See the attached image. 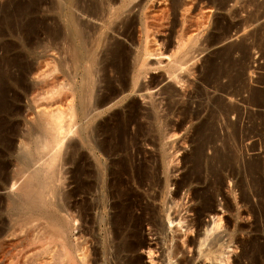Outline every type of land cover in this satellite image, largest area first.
<instances>
[{"label": "rangeland", "instance_id": "1", "mask_svg": "<svg viewBox=\"0 0 264 264\" xmlns=\"http://www.w3.org/2000/svg\"><path fill=\"white\" fill-rule=\"evenodd\" d=\"M170 1L161 0V2L157 4V7H155H165V9H167L169 12L167 14H170L168 16V23L171 22V16H173L170 9ZM183 1L190 3V8L192 9H190V14L192 13V17H199V14L203 11L206 17L203 24L204 26H202L203 28L198 29L200 32L198 31L199 37L195 44V49L197 50L194 53L195 58L189 61V72L188 70L182 72L183 74L181 75H183L182 77L184 80L181 81L182 84H179L181 82L178 84L173 83L172 80L170 84L173 83L174 85L172 86L178 91H174V94L177 92V96L175 95L174 98L178 101V104H187L191 110H198L200 114L198 117L187 119L186 121L180 118L181 116L179 114V116L176 115L177 113H173L172 116L169 114V119L166 117L168 119L166 123L170 122L167 124L170 127L168 128L167 126L170 131L166 128V125L163 126L166 128L167 134H170V136H166L168 138L161 140L157 136L160 134L156 131H147L145 135H151V141L147 138L148 141L145 140V142L142 140H136V143L128 142L127 145H133L131 147L127 146L126 150L127 152L131 151L133 153L130 152L132 154V162L135 160L138 161L137 158L139 159L142 155L146 154L145 158L148 157L147 165H149V168L154 173L152 174L157 184L160 183L157 186L160 187L162 185V188L160 187L161 191L163 190L162 193L159 192L160 190L157 186L150 188V190L152 189L150 193L155 195L153 196L154 198L152 196L151 198L149 197L150 193H144L143 191V187L146 188L145 185L140 189V187L136 188V186L131 183L133 191L135 190L136 193L140 195L144 193L142 194L143 204L149 206V208L154 211L156 218L160 219V223L158 221L159 219L157 220L160 226L157 223L155 227L160 228L161 231L159 232L158 230L160 229L157 228L158 233L157 231L156 234H154L153 231L150 232L149 229L151 228V224L142 221L139 227L142 233L141 238L145 240V244L142 247L117 250L116 247L119 241L127 238H125V230L117 235L111 231L110 224L113 219L112 212L115 213L112 201L115 197L106 201V207L105 209L103 208L102 213L101 207L94 208L93 210L90 209L88 216L85 215V218L81 210L82 194L78 193V125L82 123H78L77 116V119L75 118L74 120L73 118L71 132L67 134L64 141V147L66 144L67 147L62 148L64 154L63 152L61 154L65 156H63L61 161H58L59 166L57 165V174L60 179L58 178L59 181H55L58 185L55 184L54 186V184H52L54 189L56 188L52 201L56 198L53 202L57 207L52 204L53 206L49 208L48 211L46 210V212L42 210L38 211V209L33 207L27 211L11 207L7 204L6 200V196L11 195L9 187H6L8 189L0 188V220H2V222L5 220L3 222L4 224L12 221L11 218H19V215L20 218L24 215L30 216V219L34 218L32 220L33 222H36L35 218L37 217V219H39L37 222L48 219V221L52 222L55 217L60 218V216L63 219H68V221H70V228L67 236L75 246H78V241L81 239L82 244L85 241V245L83 246L86 247L88 256H90L89 259L93 257L90 259L92 260V264H221V262H219L221 258H224V264H264V108H257L247 102L244 104L246 101L245 99L248 98L249 89L264 88V0H222L223 2L220 0L209 2L208 0ZM18 3L29 4L30 9H28V14H22L17 17L14 16V25H12L14 27L12 28L15 32H9L6 29L3 34L0 33V137H3L0 139V172H2L0 173V186L3 185V182L7 178H10V175L16 177L20 176L21 178H18L21 180L23 178L22 176L26 174L27 161L30 158L35 159L38 156L35 150H32L31 155L26 154L24 152L25 150H21V152L19 149V141H26L30 146L32 145V147L35 148L34 142L39 140L40 136L44 134L43 129L38 127L32 121V118L35 115L38 103V101H36L37 103H35V100L33 101V97L38 96L40 93L41 95H45L44 92L46 88H41V85L43 86L46 79L47 82L50 80L56 81L53 87L47 88V95L57 96L58 93V95L61 96H68L66 102L78 99V68L75 69L73 58H71L73 57L72 48L74 49L75 42L77 43L78 39L74 35V31L72 32L73 26L69 20V16L72 13L77 18L78 22V5L75 7L69 5V7H65L67 6L65 2L62 4L61 2H57V0H36V2L30 0H0V12H2L4 8L12 9ZM193 14H195V16ZM196 14L198 16H196ZM24 17L26 19H24ZM27 17L36 18L38 21L35 24L34 33L28 37L29 40H27V38L23 40V34H21L19 29H21L23 21L25 22V20H27ZM167 26H169V28L166 27V33H160L161 35L159 34V37L157 36L156 39H162L163 48L168 47L166 52H169V50L173 49V44H175L172 42L175 38L171 39L175 36V30L171 28L173 27L176 29L177 26H173L172 23L167 24ZM57 28L59 32L57 31L55 33ZM66 29L70 30V32ZM237 29L238 31L236 32ZM224 30L227 31L226 34ZM68 33L70 34L69 36ZM202 39L206 40V44L203 42L201 46L200 41H203ZM23 41L25 45L28 43L29 46V48L28 46L23 47L25 49V55H28V59L32 62L34 61L33 64L37 62L41 65L43 64L41 69L45 70V75L42 78V81H44L42 83H33L25 76L21 77L19 69L11 64V56L15 51L22 50L21 45L24 44ZM204 44L206 46H204ZM58 61H63L64 70L62 71L61 68H59L50 71V67L58 63ZM206 73L208 77H210L207 79L208 81L201 80ZM165 79L163 81L164 84L169 81V79ZM160 85H162V83ZM162 86L153 88V93H158L159 88ZM73 88L75 93L71 94ZM224 88L227 92H225L226 90ZM131 96L136 98L138 104H136V107L142 109L143 102L137 97V94H132ZM158 96L161 97L162 95L158 94L156 96L159 100ZM224 105L226 107L227 105H236L235 107L240 109V117H238L235 112L224 113V109H222L225 107ZM211 110L213 111L211 112ZM107 113L108 112L97 115L89 121L86 124L85 133L87 135H96L97 133L95 134L93 129L95 125L100 123L101 127L96 138L101 139L103 135L107 134L108 127L113 126L110 122L111 119L108 118L109 113ZM141 119L142 117L139 118L138 121L145 126L146 120ZM203 120H206L207 124L211 121L210 124H208L210 127L208 126L209 128L207 129H201L195 132V125L197 126ZM234 121L236 122V130L238 128L236 138L235 136L229 138L227 136L230 135L233 126L232 123ZM83 122H85V120H83ZM133 131L134 126L130 125L128 128V135H135ZM239 134L240 136H238ZM206 135L212 136L207 137ZM128 148H133V150H128ZM139 148L142 149L140 150ZM137 150L140 153L137 152ZM216 150L218 151L216 152ZM87 155V162L90 161L89 163H91V155L89 153H87ZM256 158L257 164L259 165L254 173H252L253 176L250 173L253 171L246 168V164L247 161L248 163H252ZM12 159H14L16 163ZM107 159L105 165H103L105 167V177L107 176L106 170L113 169L112 167H114V165L109 163L111 158ZM21 164H23L22 168L18 170L17 167L20 168ZM17 170L19 173H17ZM257 176L260 177V182ZM165 179L169 180L166 181ZM186 179L190 180V182H187ZM251 181H254L253 183L256 185L258 184L256 189V185L251 184ZM163 183H166L168 188L165 187L166 185H163ZM4 184L7 186V183L4 182ZM253 185L255 186L253 187ZM243 189H246L249 196L248 202L246 201L247 203L242 201L241 196L243 191H245ZM256 190L258 191L255 193ZM163 192H166V194H163ZM90 194V192L84 194L87 201H90V198H92V196H89ZM157 195L158 197H156ZM163 195L164 198L166 196L165 199L168 202L167 207L170 206L169 203L172 200L171 203L175 200L173 204L170 203L171 206L174 205L172 207L170 206V209L166 207V204H163L167 203L162 201L164 198L162 199L161 196ZM207 197H210L208 201L210 204L214 205L215 210L201 212L199 219H197V215L195 216L197 212L195 213V211L199 208L204 209V202ZM159 200H161L162 203ZM176 201L177 204H175ZM160 203L161 206L159 205ZM162 205L166 208L164 209ZM58 207L61 211L57 210ZM167 210L169 213H167ZM33 211H35V213ZM27 212H30L29 215ZM80 212L83 215H81ZM133 212L139 214L140 211L135 209ZM166 213L168 215L170 214L169 218L171 217L170 219L171 221L173 220V224L168 223ZM213 215L221 216V227L211 234L206 242L199 247L198 240L200 241L201 236H203L201 233L205 226L212 225L210 221ZM82 217H84V219H82ZM99 217H101V220ZM182 217L183 219L181 222H177L180 221L179 219ZM109 218L110 220H108ZM195 220L197 225L195 224ZM187 222L188 224H186ZM40 246V242L27 243L24 241L18 246H10L9 248L8 241L6 242V240L2 239L0 240V247H3L7 251L5 254L7 257H5V261L3 260L2 264H24L22 259H24L30 251H36V249L39 251V249H41ZM56 246L58 247V245ZM56 246L51 245V254L52 252L53 254L59 252V248L57 249ZM148 246L152 249L151 255L147 252L149 249ZM64 264L67 263L64 262Z\"/></svg>", "mask_w": 264, "mask_h": 264}, {"label": "bare ground", "instance_id": "2", "mask_svg": "<svg viewBox=\"0 0 264 264\" xmlns=\"http://www.w3.org/2000/svg\"><path fill=\"white\" fill-rule=\"evenodd\" d=\"M30 1L36 2V0H30ZM209 1H214V0H208V2ZM220 1L223 2L222 0ZM57 2H61L62 4L65 2L67 4V6L65 7H69V6L75 7L78 5V22H77V18L72 13L69 16V20L71 21L72 26H73L72 32L74 31V35L78 39L77 43L75 42L74 49L72 48L73 57H71L73 58V64L75 66V69L78 68V92H77L78 99L77 100L71 99L73 101L66 102L68 96L67 97H65L64 95L61 96V95H58V93H57V96H50L46 94L47 88L53 87L56 81L54 82L53 80L52 81L50 80L47 82V79H46V82L42 81L43 80L42 78L45 75V70L41 69L43 64L41 65L39 62H37L36 64L35 63L33 64L34 61L32 62L31 60L28 59V55H25V49L23 48V47H27L28 43L25 45V42L23 41L24 44L21 45L22 50L15 51L13 55L11 56L12 59L10 60H11V64L13 66H16V68L19 69L21 77L25 76L29 78L31 82L33 83L44 82L43 86L41 85V88L43 89L46 88L44 93L47 96H45L44 94L43 96L40 93L38 95L39 97L38 96L33 97V101L35 100V103H37L36 101H38V103L36 106L37 109L35 111V115L32 118V121L38 127L43 129L44 134L40 136L39 140L36 139L37 141L34 142L35 148H33L32 145L30 146L26 141H22V140L19 141L20 151L25 150L24 152L26 154L31 155L32 150H35L38 156L36 158L34 157L35 159L30 158L28 161L26 160L27 161L26 174L22 176L23 178L21 180H19L18 177L20 176L18 175H17L18 177L14 175L12 176L10 175V178H7L4 181L5 183H7V186H5L3 182V185H1L0 188L5 189L6 187H9L11 191V195H7L6 200H7V204L11 207L20 208L26 211L30 209L31 207H33V208L38 209V211L42 210L44 212H46V210L48 211V209L51 208L53 205L57 207V205L53 202L56 198L52 201L55 195V191H56V188L54 189V186L55 184L58 185L57 183H55V181L56 180L59 181L58 180L59 177L57 174L58 172L57 165H58V161H61L63 159V156H65L63 155L64 151H62V148L67 147V144L64 147V141H65L67 134L71 132L73 118L75 120L77 116L78 123L79 122L82 123L78 125V139H79L78 193L82 194V196L80 195L81 196V210L84 216L85 215L88 216L90 209L93 210L94 208L101 207V213H102L103 208L105 209L106 207L105 206L106 201H108V199L110 200L111 198L115 197V199L112 201L114 208H115V213L112 212L113 216L111 214V216L113 217L112 222L110 224L111 231L115 235H117L125 230V238H127L123 240L121 239L120 240L121 242L119 241V244L116 247L117 250L118 249L124 250V249H130V248L132 249L134 247H142L145 244V240L141 238L142 233L139 227L140 223L142 221H146V223L151 224V228L150 229L148 228V229L150 232L153 231L154 234H156L158 227H155V225L158 223L157 220L159 219V218L158 219L156 218L154 211L151 208H149V206L143 204L144 201H142V194L150 193L152 191V189L150 190V188L155 187L159 185L160 183L157 184V181L154 179V175H153L154 173L149 168V165H147L148 157L145 158L146 154L145 155L141 154L142 156L141 157L139 156L140 157L139 159L137 158L138 161L135 160L134 161L135 163L132 162L131 155L133 153L130 151L132 153L131 154L130 152L126 151L127 146L130 145V144L129 145L127 144L128 142L136 143V140L138 141L142 140L145 142L147 138H149L148 140L151 141L152 140L151 135H145V134L147 133V131L151 132L152 130L160 134L157 136L161 140L168 138L166 136L167 135L170 136V134L169 133L167 134L166 128L168 126L167 124H169L170 122L166 123V121L169 119L168 117L169 114H171L170 116H172L173 113L175 114L177 113L176 115L179 114L181 116L180 118H182L185 121L187 119L196 118L200 114L198 110L196 111L191 110L187 104H182V103L180 105L178 104V101H176L174 98V96L176 95L178 91L175 90L172 85H174L173 83L178 84L179 82L184 81L182 77L183 75L181 74H183L182 72L187 71L189 69L188 68L189 61L195 58L194 53L197 50L195 49V44L197 43L196 41L199 37L198 29H201L203 28L202 26H204L203 24H204L205 17H206L205 13L203 11L199 14V17H196V18L192 17L191 15L192 13L190 14V9H191L190 3H186L183 0H171L170 9L173 13V16H171L172 20H170L171 21L170 23H172L173 26H177V28L175 29L171 26L172 27L171 29L175 30L174 31L175 33L173 32L175 36L171 38V39H174V38L175 39L174 41L172 40L171 41L175 44H173L174 47L172 46L173 49L169 50V52H166V50H168L167 49L168 47L163 48V41H161L162 39H156L157 36L159 37L160 33L163 34L165 32L166 27L169 28L170 26V25L167 26V24H170L168 23L169 22L168 16L170 14L169 15L167 14L169 13L167 9H165V7L155 8L157 7V4L161 2V0H59V1L57 0ZM28 9H30L29 4H24V3H18L12 9H7V8L2 9V12H0V33L3 34L4 30L6 29L9 32H12V33L13 31L15 32V30H13L12 28L14 27L12 26L14 25L13 24L14 16L17 17L19 15L21 16L22 14H28L29 12ZM193 15L195 16V14ZM196 16L198 15L196 14ZM24 19L26 18L24 17ZM37 21L38 20L36 18L33 19L31 17L30 18L27 17V20H25V22L23 21V24L21 25V29H19L21 34H23V37H24L23 40L26 38L27 40H29L28 37L31 36L32 33H34L35 24ZM238 29L236 30V32L238 31ZM57 31H58V28L57 30H55V33ZM67 31L70 32V30H67ZM224 31H225L224 33L226 34L227 31L226 30ZM69 35L70 34L68 33V36ZM205 41L206 40L200 41V45L202 46L203 42L206 44ZM205 44L204 46H206ZM5 46H6V43H5ZM57 57L60 58L59 56ZM50 68H51V70L49 69L50 71L52 70L54 71L59 68H61V70L63 71L64 63L63 61H58V63L53 64ZM165 78L167 80L169 79V81L166 84H164L163 82ZM209 78L210 77H208V74L206 73L203 75L201 80L206 81ZM171 80L173 81L172 84H170ZM161 83L163 86L160 85ZM179 84H182V82ZM157 86L158 87L162 86V87L159 88L158 93L156 92L153 93L152 89ZM55 89L57 90V88ZM174 91H177V92H175L174 94ZM225 92H227V90ZM74 93L75 92L73 88L71 94H74ZM132 94H137V97L141 99V101L143 102L142 109H138L136 107L137 101L135 97L131 96ZM158 94L162 95L161 97L158 96L159 100L156 97ZM245 100H244L245 101L244 104L247 102L248 104L254 105L257 108H264V88L263 89H255V88L249 89L248 98ZM235 106L236 105L234 106L227 105V107L225 106L224 108L222 107L221 108L224 109V113H231V112L234 113L235 112L236 115L240 117V109ZM212 111L213 110H211V112ZM105 112L109 113L108 118L111 119L110 122L113 124L112 127L111 126L108 127L107 134L103 135L101 139L96 138V135L98 134V131L100 130V127H101V124L98 123L97 125L94 126V129H93V132L97 134L87 135L85 133L86 124L89 121H91L94 117H96L97 115H100ZM141 117H142L141 120H146L145 126L144 124L138 121L139 118ZM83 120H85V122H83ZM206 120L201 121V123L198 124L197 126L195 125V129H196L195 132L201 129H207L210 127L208 124H210L211 121L208 122L207 124ZM232 124L233 126L231 129L230 135H228L227 137L230 138L232 136L233 137L235 136L236 138V133H237L238 128L236 130L235 121ZM130 125L134 126L133 132L135 135H128V128L130 127ZM164 125H166V128L163 127ZM168 128L170 127L168 126ZM206 136L209 137L212 135H206ZM238 136H240V134ZM2 138L3 137H0V139ZM132 145L133 144H131V146ZM68 147H69V144H68ZM130 149L131 148H128V150ZM131 150H133V148ZM138 150L137 152H139ZM196 151H199V150H196ZM217 151L218 150H216V152ZM62 152L63 154H61ZM87 153L91 155V158H92L91 163H89L90 161L87 162L88 161ZM90 155H89V159H90ZM105 155H106V158H105ZM111 156H114V157H111ZM107 158L109 159L111 158L109 163L114 165V167H112L113 169L106 170L107 176L105 177L104 176L105 167L103 165H105V161L108 160ZM14 159L12 160L15 162ZM22 165L23 164H21L20 168L17 167V169L21 170ZM258 165L259 164H257V158H256L252 163H248L247 161L246 168H249L251 171H253V172H250L252 174L254 173L255 169H257ZM17 173H19V171ZM257 178L259 181L260 177L257 176ZM186 180H185V183H186ZM187 182H190V180H187ZM253 182L251 184H255ZM131 183L135 185L136 188L140 187V189L142 188V186L145 185L146 188L143 187L144 193H142L141 192L142 190H141L139 191L140 193H142L140 195L139 193H136L135 190L133 191L131 187ZM52 184H54V186H52ZM163 185H166V183L165 184L163 183ZM255 185H253V187ZM257 185L255 186V189ZM160 187L157 186V188H159L160 190L159 192L162 193L163 190L161 191ZM165 187L168 188V185H166ZM243 190L245 191H243L242 196H241L242 201L247 203L249 196H248V193L246 192V189H243ZM257 191L258 190H256L255 193ZM87 192L91 193L89 195V196H92V198H90L91 199L90 201H87L84 197V194H86ZM164 193L166 194V192H163V194ZM151 196L153 197L155 195H152L150 193L149 197ZM156 197H158V195ZM161 197L163 199L164 195ZM164 199L162 201L167 202V200L165 199L166 200L165 201ZM153 200H156V199H153ZM208 200H210V197L206 198L204 202V206H205L204 209L199 208L197 211H195L194 209L195 213L197 212V214H195V216L197 215V219H199L201 212L215 210L214 205L210 204ZM161 203L159 204L160 206H161ZM170 203L169 205L171 206V204L173 203L171 204ZM163 204L164 205L166 204V207H167L168 202L163 203ZM175 204H177V201ZM205 204H208V205H205ZM162 207L164 208L163 205ZM162 207H161V210H162ZM10 209H13V208H10ZM61 209H62V206H61ZM61 209L59 207L57 208L58 211L59 210L61 211ZM135 209L140 211L139 214H136L133 212L135 211ZM35 211L33 212L35 213ZM29 213L27 212L28 215ZM167 213H169V211ZM167 213H166V216H167L166 218H168L167 221L169 224H171L173 220L171 221L170 219L171 217L169 218L170 214L168 215ZM80 214L83 215L81 212ZM18 217L19 218L17 219L11 218L13 222L9 221V223L7 224L3 223L5 220L3 222L2 220H0V240L3 239V240H6V242L8 241L9 248L10 246H16V245L18 246L20 245L21 242H24V241L27 243L40 242L41 249H39V251L38 249H36V251H32V252L28 251L29 253L27 254V256L25 254L26 257L22 259V261H24V264H61V263L64 264V262L67 264H92V260L90 259L93 257L89 259L90 256H88L86 247L83 246L85 245L84 243L85 241L82 244V239L81 240L78 239L80 240L78 241L79 242L78 246L77 245L75 246V244L67 236L69 232V228H70V225H69L70 221H68V219H63L61 216L60 218H57L54 216L55 218L53 219L52 222L48 221L49 220L48 218H47L48 220L37 222V220H39L37 219L38 218L37 217L35 218L36 222H33L32 220L34 218L32 216L31 217L33 219H30V216L28 217L26 215L21 216V218H20V215ZM99 218L101 220V217ZM110 218L108 220H110ZM82 219H84V217H82ZM182 219L183 217L179 219L180 221H177V222H181ZM158 221L160 223V219ZM210 222L212 223V225L210 224L211 226H205L203 232L201 233L203 236H201V238L199 237L200 238V241L198 240L199 247L202 246L206 242V240L208 239V237L211 236V234H213L215 231L219 229V227H221L220 226L221 216L220 215L211 216ZM186 224H188V222ZM195 224L197 225V222ZM158 231L160 232L161 229ZM51 245H55V246L58 245V247L57 246L56 247L57 249L59 248V252H57L56 254H53L52 252L51 254L50 253V250H52ZM149 247L150 246H148V248ZM6 252H7L6 249H4L3 247H0V264H2L5 257H7L5 256ZM147 252L149 255H151L152 249L149 248ZM223 259L221 258L219 261L221 262V264H224Z\"/></svg>", "mask_w": 264, "mask_h": 264}]
</instances>
